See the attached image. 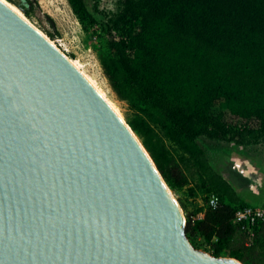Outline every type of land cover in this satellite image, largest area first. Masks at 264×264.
<instances>
[{
    "label": "water",
    "instance_id": "water-1",
    "mask_svg": "<svg viewBox=\"0 0 264 264\" xmlns=\"http://www.w3.org/2000/svg\"><path fill=\"white\" fill-rule=\"evenodd\" d=\"M153 157L0 0V264H244L196 248Z\"/></svg>",
    "mask_w": 264,
    "mask_h": 264
},
{
    "label": "trees",
    "instance_id": "trees-1",
    "mask_svg": "<svg viewBox=\"0 0 264 264\" xmlns=\"http://www.w3.org/2000/svg\"><path fill=\"white\" fill-rule=\"evenodd\" d=\"M85 30L96 25L110 35L100 53L103 73L115 95L132 111L129 124L139 135L172 189L186 184L173 165L159 132L194 161L203 184L218 196L203 217L187 215L192 244L214 256L244 264H264V223L254 239L234 223L248 205L217 172L198 138L240 146L264 140V0H119L117 10L100 19L85 0H68ZM35 0H23L30 14ZM255 124L234 125L225 112Z\"/></svg>",
    "mask_w": 264,
    "mask_h": 264
},
{
    "label": "rangeland",
    "instance_id": "rangeland-1",
    "mask_svg": "<svg viewBox=\"0 0 264 264\" xmlns=\"http://www.w3.org/2000/svg\"><path fill=\"white\" fill-rule=\"evenodd\" d=\"M8 1L16 5L70 59L80 64L82 71L94 79L129 124L133 116L132 111L112 91L100 64V53L107 48L110 38L102 25H96L92 30H85L68 0H35L30 14H26L22 8L23 0ZM85 2L100 19L103 14L115 12L119 4V0H85ZM97 10H102L103 14H98ZM220 111L225 112L229 122L234 125L255 124L254 120L247 121L233 116L224 102L217 100L213 105V114ZM159 133V137L170 152L173 165L187 180L186 184L176 189L170 187L183 209L187 223V215L199 216L212 193L203 184L193 158L178 144L167 138L162 131ZM197 141L206 151L217 172L224 177L227 176V172L231 173L230 180H227L235 189L238 181V194L242 199L251 205L264 204V140L247 146L226 140L210 139L206 136L199 137ZM197 244L198 249L206 251L201 240H198Z\"/></svg>",
    "mask_w": 264,
    "mask_h": 264
},
{
    "label": "built area",
    "instance_id": "built-area-1",
    "mask_svg": "<svg viewBox=\"0 0 264 264\" xmlns=\"http://www.w3.org/2000/svg\"><path fill=\"white\" fill-rule=\"evenodd\" d=\"M218 202V196L212 193L206 205L208 207H216ZM233 221L238 224L241 230L246 234L248 243H251L254 239L255 226L264 223V204H248L238 208L235 212Z\"/></svg>",
    "mask_w": 264,
    "mask_h": 264
},
{
    "label": "bare ground",
    "instance_id": "bare-ground-1",
    "mask_svg": "<svg viewBox=\"0 0 264 264\" xmlns=\"http://www.w3.org/2000/svg\"><path fill=\"white\" fill-rule=\"evenodd\" d=\"M4 4H6L9 8H11L13 11H15L17 14H19L21 17H23L27 22H29L32 26H34L36 29H38L27 17L26 15H24V13L13 3H11L8 0H1ZM39 30V29H38ZM40 31V30H39ZM42 32V31H40ZM43 33V32H42ZM44 34V33H43ZM46 36V35H45ZM48 37V36H46ZM49 38V37H48ZM51 40V39H50ZM52 41V40H51ZM53 42V41H52ZM54 43V42H53ZM69 58V57H68ZM70 59V58H69ZM73 64L86 76V78L92 83V85L97 89V91L104 97V99L110 104V106L122 117L121 113L119 112V110L117 109V107L113 104V102L108 98V96L103 92V90L100 88V86H98V84L94 81V79H92L89 75H87L84 71H82L80 64L76 61V60H72L70 59ZM123 118V117H122ZM167 184V183H166ZM167 188L169 190V192L171 193L172 197L174 198L176 204L178 205L181 215H182V219L183 222H185L186 218L183 212V209L179 203V201L177 200V198L175 197L172 189L170 188V186L167 184Z\"/></svg>",
    "mask_w": 264,
    "mask_h": 264
},
{
    "label": "crops",
    "instance_id": "crops-1",
    "mask_svg": "<svg viewBox=\"0 0 264 264\" xmlns=\"http://www.w3.org/2000/svg\"><path fill=\"white\" fill-rule=\"evenodd\" d=\"M238 157V156H237ZM237 161H238V158H237ZM230 174V175H229ZM231 177V173L227 172V176H225L224 178L230 180L229 178ZM235 187H236V191L238 192V181H236V184H235ZM241 189V188H240ZM204 216V213L202 212L199 217H203Z\"/></svg>",
    "mask_w": 264,
    "mask_h": 264
}]
</instances>
